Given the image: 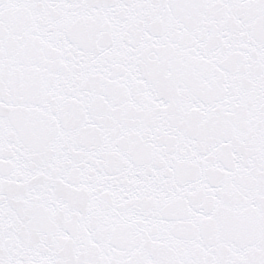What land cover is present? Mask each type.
<instances>
[{"label": "snow or ice", "instance_id": "6c2138e0", "mask_svg": "<svg viewBox=\"0 0 264 264\" xmlns=\"http://www.w3.org/2000/svg\"><path fill=\"white\" fill-rule=\"evenodd\" d=\"M0 264H264V0H0Z\"/></svg>", "mask_w": 264, "mask_h": 264}]
</instances>
